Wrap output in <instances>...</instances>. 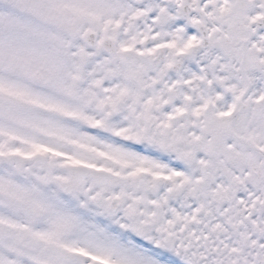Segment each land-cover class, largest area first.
Wrapping results in <instances>:
<instances>
[{
  "label": "snow or ice",
  "instance_id": "6c2138e0",
  "mask_svg": "<svg viewBox=\"0 0 264 264\" xmlns=\"http://www.w3.org/2000/svg\"><path fill=\"white\" fill-rule=\"evenodd\" d=\"M0 264H264V0H0Z\"/></svg>",
  "mask_w": 264,
  "mask_h": 264
}]
</instances>
